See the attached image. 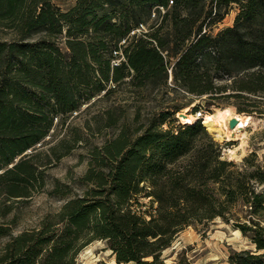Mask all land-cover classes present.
<instances>
[{"label":"trees","instance_id":"trees-1","mask_svg":"<svg viewBox=\"0 0 264 264\" xmlns=\"http://www.w3.org/2000/svg\"><path fill=\"white\" fill-rule=\"evenodd\" d=\"M234 4V25L213 34L209 28ZM0 28L9 35H0L6 199L32 195L43 172L28 150L85 104L116 91L111 83L127 82L142 94L169 87L172 74L189 94L241 101L264 95V0H77L68 10L54 0H0ZM179 110L162 107L147 126L123 124L94 147L83 194L39 227L15 235L0 224V236H12L1 264H77L98 239L118 263L190 264L168 263L163 251L179 231L217 217L234 220L256 245L231 254L228 264H264V160L256 152L242 163L227 159L202 119L165 128ZM60 184L51 194L63 192ZM139 195L158 203L150 217L134 208Z\"/></svg>","mask_w":264,"mask_h":264},{"label":"rangeland","instance_id":"rangeland-1","mask_svg":"<svg viewBox=\"0 0 264 264\" xmlns=\"http://www.w3.org/2000/svg\"><path fill=\"white\" fill-rule=\"evenodd\" d=\"M54 2L63 10H68L77 0ZM239 10V5L234 4L226 18L209 28L210 31L216 34L233 26ZM0 35L9 36L1 28ZM62 46L66 48L64 44ZM227 82L228 80H223L221 84ZM111 85L116 91L109 95L103 93L91 103L85 104L65 124L55 126L51 135L43 142L28 150L27 153L33 155V162L39 167V171L43 172L30 197L6 199L5 194L0 192V224L11 226L13 234L39 227L49 214L59 212L67 199L83 194L85 185L81 178L90 166L92 149L113 138L123 124L132 130L142 125L147 126L162 107L178 105L180 108L176 121L167 123L165 128H176L179 123H186L181 114L187 110L198 117L195 123L202 119L203 125L206 115L219 109L231 107L238 114H251V125L247 128L246 135H241L240 139L227 138L231 137L228 129L223 131L222 138L211 133L205 124L206 129L223 145L227 159L242 163L245 157L256 152L259 160H264V95H251V100L241 101L225 96L213 98L209 95L189 94L181 87H176L172 74L169 87H150L143 90L142 94L127 82L119 86L113 83ZM240 105L254 109V112H240ZM196 107L201 112L194 113ZM110 117L117 119L115 126L107 125ZM58 180L63 192L60 195L51 194ZM7 206L11 207V211L4 214ZM157 207L158 203L152 197L139 195L138 202L134 201V208L147 217ZM244 212L242 211V215H245ZM234 222L217 217L188 226L176 234L172 244L163 251L162 258L168 263L185 261L190 264H228L234 252L255 250L256 245L240 229V233L236 231L238 228ZM11 237L0 236V258ZM114 261L117 262V259L113 250L106 240L101 239L83 248L76 258L77 264H115Z\"/></svg>","mask_w":264,"mask_h":264},{"label":"bare ground","instance_id":"bare-ground-1","mask_svg":"<svg viewBox=\"0 0 264 264\" xmlns=\"http://www.w3.org/2000/svg\"><path fill=\"white\" fill-rule=\"evenodd\" d=\"M186 123L195 124L198 117L195 114H190L187 112L185 115H181ZM233 117H237L239 119V123L235 128H231L229 126L230 119ZM253 116L251 114L243 115L238 114L232 109L231 107L225 109H219L216 112L208 113L205 117V124L207 128L211 131V133H216L218 137H224L223 131L228 129L229 135L231 137H227L231 139H240L241 135H246L247 128L251 125ZM226 140V139H225ZM231 153V152H230ZM233 154V153H232ZM237 232H241L239 229L236 230ZM115 262V261H114ZM115 264H123L117 263Z\"/></svg>","mask_w":264,"mask_h":264},{"label":"water","instance_id":"water-1","mask_svg":"<svg viewBox=\"0 0 264 264\" xmlns=\"http://www.w3.org/2000/svg\"><path fill=\"white\" fill-rule=\"evenodd\" d=\"M181 115H185V113H182ZM238 123H239V119L237 117H233L232 119H230L231 128H235Z\"/></svg>","mask_w":264,"mask_h":264}]
</instances>
